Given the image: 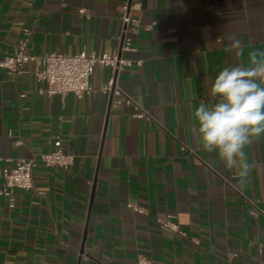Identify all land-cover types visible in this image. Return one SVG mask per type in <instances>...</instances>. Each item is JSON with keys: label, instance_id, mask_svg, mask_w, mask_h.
I'll use <instances>...</instances> for the list:
<instances>
[{"label": "crops", "instance_id": "1", "mask_svg": "<svg viewBox=\"0 0 264 264\" xmlns=\"http://www.w3.org/2000/svg\"><path fill=\"white\" fill-rule=\"evenodd\" d=\"M125 1L0 0V57L24 29L34 55L111 53ZM132 1L139 27L121 56L140 65L117 75L120 95L98 90L109 67H94L81 97L38 93L34 62L16 75L0 67V182L6 159L57 138L73 156L65 169L37 164L13 208L0 198V264H264V134L245 147L241 178L202 150L194 118L216 102L223 67L264 51V0ZM125 96L149 117H134Z\"/></svg>", "mask_w": 264, "mask_h": 264}, {"label": "built area", "instance_id": "2", "mask_svg": "<svg viewBox=\"0 0 264 264\" xmlns=\"http://www.w3.org/2000/svg\"><path fill=\"white\" fill-rule=\"evenodd\" d=\"M139 6L138 1L128 0L119 7L121 31L116 37L117 46L111 53H98L95 51L87 53L81 50L71 55L54 52L34 55L28 49L31 31L30 29H24L23 36L17 41L15 52L0 57V67L8 74L16 75L22 71L25 63L34 62L38 67L34 77L41 84V87L37 90L38 93H45L49 96L71 93L75 97H81L94 91L89 85V78L95 66L109 67L112 71V77L107 82L102 83L98 90L102 93L120 95L121 90L116 84L117 75L125 68L140 65V60L132 61L121 56L122 51L134 50L130 34L136 33L138 30L139 20L132 16L131 11L139 9ZM20 96L24 97L25 95L21 94ZM124 102L134 105L136 109L133 114L134 117H149L147 111L138 107L131 97L125 96ZM181 148L184 149V147ZM72 161L73 156L61 149L59 138L53 141L51 149L38 156L28 159H6L1 168L0 198L8 208H13L15 206L16 191L28 192L34 190L32 170L37 164H42L44 167L58 166L65 169ZM36 193L41 194L39 191H36ZM251 204L255 208L254 203ZM126 206L136 212H142L135 204L127 203ZM250 213L255 215L256 211L252 210ZM160 223L171 230L175 229V225L169 221H160ZM134 264H148V260L138 255Z\"/></svg>", "mask_w": 264, "mask_h": 264}, {"label": "clouds", "instance_id": "3", "mask_svg": "<svg viewBox=\"0 0 264 264\" xmlns=\"http://www.w3.org/2000/svg\"><path fill=\"white\" fill-rule=\"evenodd\" d=\"M210 94L216 102L194 111L202 150L218 153L225 169L243 178L251 169L245 147L264 134V51H250L247 65L223 67Z\"/></svg>", "mask_w": 264, "mask_h": 264}]
</instances>
